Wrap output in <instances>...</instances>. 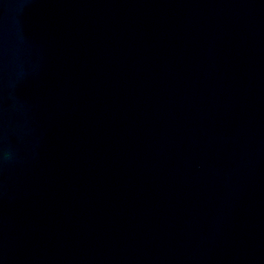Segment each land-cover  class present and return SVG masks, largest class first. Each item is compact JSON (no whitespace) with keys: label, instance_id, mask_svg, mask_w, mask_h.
<instances>
[{"label":"water","instance_id":"water-1","mask_svg":"<svg viewBox=\"0 0 264 264\" xmlns=\"http://www.w3.org/2000/svg\"><path fill=\"white\" fill-rule=\"evenodd\" d=\"M170 264H264V0H8Z\"/></svg>","mask_w":264,"mask_h":264}]
</instances>
